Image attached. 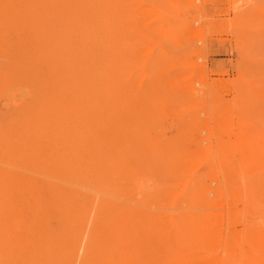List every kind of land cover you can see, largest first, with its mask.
Listing matches in <instances>:
<instances>
[{
	"label": "rangeland",
	"instance_id": "374dc122",
	"mask_svg": "<svg viewBox=\"0 0 264 264\" xmlns=\"http://www.w3.org/2000/svg\"><path fill=\"white\" fill-rule=\"evenodd\" d=\"M80 1L33 28L0 6V264H264L239 240L264 232V0ZM203 211L216 239H135Z\"/></svg>",
	"mask_w": 264,
	"mask_h": 264
},
{
	"label": "bare ground",
	"instance_id": "6f19581e",
	"mask_svg": "<svg viewBox=\"0 0 264 264\" xmlns=\"http://www.w3.org/2000/svg\"><path fill=\"white\" fill-rule=\"evenodd\" d=\"M3 1V0H2ZM11 1V0H10ZM15 1V0H14ZM70 1V0H69ZM83 1V0H82ZM82 1H80V3H82ZM46 2V0H19L18 2H16L15 4H14V7H13V3H10V2H8L7 1V3L9 4H12V6H10V5H7L6 4V2L4 1V3H5V5H7V6H10L9 8L7 7L6 8V6L4 5L3 6V8L4 9H6V10H4L5 12H3L4 14H3V16L1 15V11L3 10V8L2 7H0L1 9V13H0V15L4 18V21L3 20H1V21H3V24L4 23H9V21L11 20V21H13L12 19L13 18H15V16H16V14H19L20 13V11H22V12H25L23 15H24V17L27 19V21L25 22V24L27 23V22H31V25H30V27L31 28H33V26H34V24H35V21L33 20V18H34V16H36V15H38V13H40V11H41V13L44 11V9H47V10H50V7H48L47 8V6L45 5V4H47V3H45ZM85 2V1H84ZM0 3H1V1H0ZM3 3V4H4ZM89 4H94V2H88ZM97 3V2H96ZM2 4V5H3ZM88 4V5H89ZM2 5H0V6H2ZM43 7H42V6ZM84 5V4H83ZM68 6H70V5H68ZM67 6V7H68ZM82 6V5H81ZM96 6V4H94L93 5V7H95ZM98 6V5H97ZM13 7V8H12ZM42 8V9H41ZM57 8V7H56ZM84 8V7H83ZM96 8V7H95ZM22 9V10H21ZM54 11H55V9H54ZM58 11H60V10H58ZM75 11H78L79 12V10H77V9H75ZM37 12V13H36ZM46 12V11H45ZM82 12V11H81ZM51 13V12H50ZM65 13H67V11L65 12ZM83 13V12H82ZM96 13H97V11H96ZM52 14V13H51ZM73 14V13H72ZM77 14V13H76ZM75 14V15H76ZM74 15V16H75ZM22 16V15H21ZM40 16V15H39ZM13 17V18H12ZM23 17V16H22ZM38 17V16H37ZM95 17H99L98 15L97 16H94V19H95ZM19 18H20V16H19ZM65 18H69V17H67V16H65ZM21 19V18H20ZM29 19L31 20V21H29ZM96 19H98V18H96ZM25 20V19H24ZM15 21V20H14ZM34 21V22H33ZM24 23V22H23ZM37 24V23H36ZM10 25V24H9ZM27 25V24H26ZM38 25V24H37ZM91 25H93V24H91ZM20 26V25H19ZM22 29V28H21ZM95 29V28H94ZM83 30V29H82ZM25 31V30H24ZM95 31V30H94ZM25 34V33H24ZM68 36V35H67ZM64 38V37H63ZM65 39H67V38H65ZM29 44V43H28ZM35 46V45H34ZM53 98V97H52ZM51 98V99H52ZM62 99V98H61ZM48 101V100H47ZM51 101V100H50ZM51 103V102H50ZM76 103V102H75ZM86 105H88V103L86 104ZM90 107V106H89ZM51 108V107H50ZM48 109V108H47ZM53 109V108H52ZM51 109V110H52ZM43 110V109H42ZM41 110V111H42ZM50 110V109H49ZM47 111V110H46ZM52 111H54V110H52ZM55 113H56V111H54ZM63 112V111H62ZM48 114V113H47ZM60 114H61V111H60ZM59 115V114H58ZM57 115V113H56V116H58ZM55 116V117H56ZM61 116V115H60ZM49 117V116H48ZM55 117H54V120L53 121H55ZM62 118V117H61ZM89 119V118H88ZM41 120V119H40ZM56 120H58V119H56ZM80 120V119H79ZM84 120V119H83ZM52 121V122H53ZM91 121V120H90ZM56 122V121H55ZM50 124V123H49ZM59 123H57V125H58ZM61 124V123H60ZM64 124V123H63ZM83 124V123H82ZM44 125V127H45V124H43ZM79 125V124H78ZM56 126V125H55ZM59 126H61V125H59ZM43 127V128H44ZM42 128V129H43ZM59 128V127H58ZM61 128H62V126H61ZM27 129V128H26ZM30 129V128H29ZM49 129H50V127H49ZM75 129V128H74ZM80 129V128H79ZM20 130V128L19 127H12V128H10V130L8 131V133H14V132H18ZM30 130H32V129H30ZM45 130V129H44ZM62 130V129H61ZM69 130V129H68ZM66 131H67V129H66ZM76 130H74L73 132H75ZM38 132H39V130H38ZM45 132V131H44ZM43 132V133H44ZM49 132V131H48ZM68 132H70V131H68ZM66 133V132H65ZM72 133V132H71ZM67 134V133H66ZM74 134V133H73ZM73 134H72V136H73ZM58 135V134H57ZM71 135V134H70ZM88 135V134H87ZM67 136H69V135H67ZM75 136V135H74ZM76 136H77V133H76ZM75 136V138H77ZM101 136V135H100ZM260 136V135H259ZM13 137H15V135H13ZM70 137V136H69ZM84 137H86V136H84ZM89 137V136H88ZM238 137H240V136H238ZM261 137V136H260ZM53 138V137H52ZM80 138H82V137H80ZM104 138H106V137H104ZM255 138H257V137H255ZM254 138V139H255ZM84 139V138H83ZM103 139V138H102ZM249 139V138H248ZM251 139V138H250ZM104 140V139H103ZM246 140V139H245ZM89 141V140H88ZM256 141V140H255ZM84 142H85V140H84ZM86 142H87V140H86ZM92 142V141H91ZM248 143H247V145H248V148H250V150L252 149L253 151L251 152V154H253V155H257V154H264V145H262V146H260L259 145V147H258V142H260V141H256L257 143H251L252 142V140L250 141H247ZM102 143V142H101ZM101 143H100V145H101ZM250 143V144H249ZM261 143V142H260ZM14 144L15 145H17V148L16 149H19L20 148V138H17V142H14ZM91 144V143H90ZM242 145V144H241ZM239 146V147H241L242 148V146ZM246 145V143L244 144V146ZM250 145V146H249ZM11 146V145H10ZM87 146H88V144H87ZM94 146V145H93ZM69 147V146H68ZM89 147H91V146H89ZM95 147V146H94ZM98 148H99V146H97ZM57 148V147H56ZM70 148V147H69ZM69 148H67V150H69ZM76 148V147H75ZM246 148V150H247V146L245 147ZM244 148V149H245ZM91 149H92V147H91ZM95 149V148H94ZM76 150H78V149H76ZM75 150V151H76ZM97 151H96V153L98 152V149H96ZM102 150V149H101ZM104 150V149H103ZM246 150H244V151H246ZM100 151V150H99ZM242 151V150H241ZM240 151V152H241ZM248 152H249V149L247 150ZM14 153H11V155L10 156H8V158H10V159H12L13 160V158L15 159L16 157H18L19 156V153H15V151H13ZM21 152V151H20ZM250 152H249V154L247 153V152H245L246 154H248L247 156L248 157H250V156H253V155H251L250 154ZM24 153V152H23ZM70 153H71V151H70ZM99 153V152H98ZM103 153V152H102ZM243 153V152H242ZM255 153V154H254ZM57 154V153H56ZM21 155V154H20ZM88 155V154H87ZM250 155V156H249ZM94 156V155H93ZM102 156V155H101ZM259 156V155H258ZM261 156V155H260ZM247 157V158H248ZM43 158V157H42ZM67 158V157H66ZM99 158V157H98ZM253 158V157H252ZM262 158H264V157H262ZM21 159V158H20ZM256 159V158H255ZM26 161H29V163L30 162H32V163H34V164H37V160L36 159H34V156L33 157H29V158H26L25 159ZM248 161V163H249V161H250V159H247ZM257 160V159H256ZM19 161V160H18ZM41 161V160H40ZM39 161V162H40ZM47 161H49V160H47ZM57 161V160H56ZM222 161V160H221ZM252 162H253V159L251 160ZM260 161H261V159H260ZM262 161H264V159H262ZM38 162V163H39ZM216 162V161H215ZM225 162H226V160H225ZM228 162V161H227ZM226 162V163H227ZM251 162V163H252ZM254 162H255V160H254ZM23 163V162H22ZM31 163V164H32ZM56 163V162H55ZM106 163H107V160H106ZM223 161L221 162V165L223 166ZM235 163V162H234ZM250 163V164H251ZM256 163V162H255ZM24 164V163H23ZM49 164V163H48ZM220 164V163H219ZM249 164V165H250ZM27 165V164H26ZM225 165V164H224ZM235 165V164H234ZM233 165V166H234ZM247 165V164H246ZM29 166V165H28ZM218 166V165H217ZM30 167V166H29ZM37 168V167H36ZM40 168V167H39ZM223 168V167H222ZM225 168V167H224ZM230 168H231V166H230ZM233 168V167H232ZM232 168H231V170H232ZM25 169V168H24ZM110 169V168H109ZM226 169V168H225ZM224 169V170H225ZM103 170V169H102ZM48 171V170H47ZM58 171V170H57ZM227 171V170H226ZM110 172V171H109ZM4 173V172H3ZM42 173V172H41ZM229 173H230V169H229ZM99 174H101V173H99ZM104 174V173H103ZM228 174V173H227ZM231 174H233L234 175V173L232 172ZM5 175V174H4ZM223 176H225V175H223ZM97 177V176H96ZM100 177V176H99ZM242 177H244V176H242ZM230 178V177H229ZM259 178V177H258ZM102 179V178H101ZM105 179V178H104ZM8 180V179H7ZM230 180V179H229ZM247 180V179H246ZM256 180H258V179H256ZM103 181V180H102ZM242 181H243V179H242ZM34 182H35V180H34ZM110 182V181H109ZM238 182V181H237ZM236 182V183H237ZM31 183V182H30ZM33 183V182H32ZM243 183V182H242ZM246 183V182H245ZM250 184H251V182H249ZM257 184V181H254V184ZM252 184H253V182H252ZM2 185V184H1ZM23 185V184H22ZM244 185V184H243ZM6 187V186H5ZM23 187V186H22ZM247 187V186H246ZM25 188V187H24ZM245 187H243V189H244ZM1 191V190H0ZM199 191V190H198ZM251 191V190H250ZM40 192V191H39ZM253 192V191H252ZM8 191H6L5 193H4V195H3V197H6V199H8ZM198 193V192H197ZM200 193V192H199ZM244 193H245V195H246V192L244 191ZM2 194V193H1ZM195 194V193H194ZM194 194H191V195H194ZM252 194V193H251ZM254 194V193H253ZM252 194V195H253ZM216 196H220L219 194H217ZM2 197V198H3ZM14 197H15V195H14ZM188 197H189V195H188ZM188 197H187V199H188ZM244 197V195L242 196V198ZM244 199H245V197H244ZM10 200V199H9ZM14 200V199H13ZM13 200H11V201H13ZM3 202H4V200H3ZM5 203V202H4ZM11 203V202H10ZM9 203V204H10ZM15 204V203H14ZM234 205V204H233ZM252 205V204H251ZM116 206V205H115ZM9 207V206H8ZM7 208V207H6ZM209 208V207H208ZM11 209V208H10ZM110 211V210H109ZM9 212V211H8ZM88 212V211H87ZM97 212V211H96ZM182 213V212H181ZM206 213V212H205ZM204 213V211L203 212H198V213H196V214H193V213H187V212H185L184 214H183V216L181 215L180 217H171V219H169V222H166V223H164V222H161V225H159L158 224V222H156L155 224H153V225H151L152 224V219L151 218H149V217H147V218H149L146 222H144L143 220H138L137 221V223L138 224H136L137 226H135L136 227V232H135V234H136V237H135V239L136 240H141V241H151V240H157V242H158V240H163V239H165L166 237L167 238H169V239H166V240H170V241H173V243L174 244H178V243H185V242H189V241H205V240H208V237L210 238V240L211 239H216V237H217V235H216V226H215V224H214V220H215V218H214V216H209L208 214H205ZM86 214V213H85ZM102 215H103V213H102ZM83 216V215H82ZM81 216V217H82ZM207 217V218H206ZM5 219H6V217H5ZM96 219H99L100 220V222H101V219H100V217L98 218H96ZM144 219H146V218H144ZM210 219H213V221L212 220H210ZM99 220H95V222H97V221H99ZM209 220V221H208ZM142 221H143V223H142ZM82 222V221H81ZM98 223V222H97ZM102 224H101V230H100V232H99V235L97 234V236L101 239L100 240V242L102 241V242H104L103 244L105 245H107V244H110V245H112V246H114L115 245V243H116V237H114L113 236V232H112V227L110 228V226H109V229H107V227H108V223H109V220L107 221V220H105V217L104 218H102V222H101ZM110 224H111V222H110ZM94 225L96 226V224L94 223ZM113 225V224H112ZM132 225V224H131ZM14 226V225H13ZM13 226H11L12 228H13ZM100 226V225H99ZM114 226V225H113ZM126 226V225H125ZM79 227V226H78ZM82 227V226H81ZM115 228H118V227H116V226H114ZM126 227H128V226H126ZM106 228V229H105ZM95 229H96V227H95ZM150 230H151V232H153V234H155V235H158V237H155V236H153V237H151L150 236V234H149V232H150ZM210 230H211V232H210ZM95 231V230H94ZM15 232V231H14ZM93 232V231H92ZM251 232L252 231H250V229L249 230H244L243 231V234L242 235H240L241 237H240V239L239 240H242V242L244 243H251V244H253V243H259V244H262V245H264V232H262V233H260V234H251ZM95 233H97V231L95 232ZM95 233H94V235H95ZM33 234V233H32ZM159 234H161V236H159ZM162 234H164V235H166V234H168V236H164V235H162ZM207 235V236H206ZM5 236V235H4ZM150 236V237H149ZM214 236H216V237H214ZM93 236H91V238H92ZM220 238V237H219ZM12 239V238H11ZM97 239V238H96ZM221 239V238H220ZM219 239V240H220ZM90 240V239H89ZM95 240V239H94ZM231 240V239H230ZM10 241V240H9ZM12 241V240H11ZM68 241V240H67ZM140 241V242H141ZM73 242V241H72ZM89 242V241H88ZM94 242V241H93ZM99 241H98V243H100ZM102 242H101V244H102ZM241 242V241H240ZM67 243H69V241L67 242ZM224 243V242H223ZM77 244V243H76ZM145 244V243H144ZM72 245V244H71ZM88 245V244H87ZM95 245V244H94ZM69 246H70V244H69ZM73 246V245H72ZM83 246H84V244H83ZM109 245H107V247H108ZM106 247V246H105ZM104 247V248H105ZM109 247H111V246H109ZM262 247H264V246H262ZM262 247H261V249H262ZM90 248V247H89ZM93 248V247H92ZM109 249H111V248H108V249H106L107 251L109 250ZM85 250V249H84ZM90 250H93V249H90ZM101 250H102V248H101ZM101 250H100V252H101ZM94 251V250H93ZM99 251V250H98ZM112 250H109V252H106V253H110ZM115 251V250H114ZM91 252V251H90ZM116 252V251H115ZM114 252V253H115ZM105 253V254H106ZM114 253L113 254H111V255H109L110 257H112L113 259H115V255H116V253H115V255H114ZM101 254H103V253H101ZM104 255V254H103ZM107 255V254H106ZM105 255V257H107ZM95 257H96V255H95ZM112 258H109V257H107V258H105L106 260H107V263H111V259ZM105 259H101L102 260V262H104L105 261ZM104 260V261H103ZM95 261V260H94ZM99 261V260H98ZM101 262V263H102ZM104 264V263H103Z\"/></svg>",
	"mask_w": 264,
	"mask_h": 264
}]
</instances>
